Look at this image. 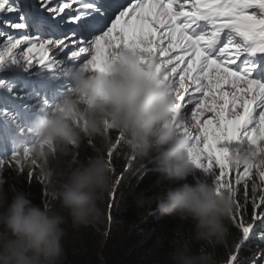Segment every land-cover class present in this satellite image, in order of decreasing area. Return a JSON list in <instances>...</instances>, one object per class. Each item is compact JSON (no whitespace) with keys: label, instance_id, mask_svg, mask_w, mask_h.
I'll list each match as a JSON object with an SVG mask.
<instances>
[{"label":"clouds","instance_id":"obj_1","mask_svg":"<svg viewBox=\"0 0 264 264\" xmlns=\"http://www.w3.org/2000/svg\"><path fill=\"white\" fill-rule=\"evenodd\" d=\"M141 61L138 50L122 48L107 58L103 73L84 66L63 73L70 82L67 93L40 111L28 129L34 140L29 148L31 163L39 164L48 200L37 206L28 193L9 192L0 179V264H62L63 226L68 219L75 229L103 221L100 205L115 185L106 158L115 150L113 131L119 133V144L131 159L150 162L152 170L168 182L152 196L141 198L139 205L154 204L159 217L192 226L188 238L177 230L164 264H222L209 249L227 239L234 193L218 192L211 178L197 177L189 156L191 129L182 131L164 70L156 62ZM86 139H98L100 147L85 163L75 159L73 150ZM260 151L256 155L255 149L240 146L230 164L241 169L264 165V145ZM55 159H62L63 167H53ZM189 177L193 183L187 182ZM188 239L200 245L196 251Z\"/></svg>","mask_w":264,"mask_h":264},{"label":"snow or ice","instance_id":"obj_2","mask_svg":"<svg viewBox=\"0 0 264 264\" xmlns=\"http://www.w3.org/2000/svg\"><path fill=\"white\" fill-rule=\"evenodd\" d=\"M39 9L52 15L45 16ZM5 13L17 14L15 21H4L5 27L31 29L32 33L16 37L0 32L6 37L0 51V72L13 66L28 72L34 62L52 72L60 62L50 56L49 47H66V41H78L81 46L69 59L88 53L87 45H93L95 53L82 66L103 73L110 55L122 48H134L142 54V63L156 62L163 68L164 79L177 101L182 131L195 127L199 132L195 136L189 133L194 167L211 177L218 192L226 189L234 196L235 189L224 180L233 170L239 173L238 183L250 179L255 171L264 184V165L241 169L230 164L236 148L247 146L261 155L264 145V0H104L100 5L95 0H62L55 6L51 0H40L33 10H22L14 0H0V14ZM114 13L108 21L111 26L95 35ZM63 24L76 27L64 30ZM22 45L27 47L17 54L14 50ZM14 87L0 81V89L7 93L15 95ZM188 105L192 106L190 115ZM49 107L52 104L43 99L40 111ZM206 112H212L213 117L201 121ZM0 116L11 118L12 114L4 109ZM29 148L23 149V157H30ZM19 155L12 152L13 159ZM6 163L0 159V167ZM214 164L218 174L212 171ZM258 187L254 183L252 192ZM262 204L264 195L260 203H254L253 221L264 223V211H255ZM235 207L239 205L235 203ZM232 219L236 221L233 214ZM236 226L242 231L239 247L249 239L254 225L241 221ZM234 261L236 257L230 256L226 264ZM258 264H264V256Z\"/></svg>","mask_w":264,"mask_h":264},{"label":"trees","instance_id":"obj_3","mask_svg":"<svg viewBox=\"0 0 264 264\" xmlns=\"http://www.w3.org/2000/svg\"><path fill=\"white\" fill-rule=\"evenodd\" d=\"M99 147L98 139L93 141L86 139L73 150V155L78 161L86 163L89 157L97 154L96 149ZM106 158L111 161L109 153L106 154ZM127 158H129L128 155ZM51 164L53 167L60 168L63 167V160L55 159L51 161ZM2 171H4L2 178L6 181L5 188L9 192L11 189H16L28 193L32 203L37 206H41L42 202L48 200L47 183L40 181L36 174L27 171L16 174L13 169L4 167ZM158 181H163V184H158ZM187 182L193 183V177H189ZM167 183L163 177L152 170L150 162L132 159L128 166L122 168L115 189L106 198L111 208V218L114 221L124 222L130 227L129 230L126 228L122 237L112 233L105 239L103 245L95 246L91 236H88L89 230L77 232L71 224L66 225L68 228L63 226L66 236L63 241L65 256L62 264H88V261L91 264H164L177 230L183 231L188 238L191 235L192 226L190 222L182 223L170 217H159L154 214V204L151 207H141L139 200L152 196L162 186H167ZM261 189V195H264V184ZM237 198L243 217L254 225L249 239L239 247L237 246L242 240V231L236 226L237 221L234 222L231 216L227 221L228 236L225 243L222 246L210 248L209 251L213 252L222 264H226L230 256L236 257L234 264H258L264 256V223L252 220L255 193L241 194ZM255 211L258 214L264 211V204ZM187 242L193 251L200 246L191 239ZM93 250H97L98 254H93ZM239 252L245 254L248 262L238 259Z\"/></svg>","mask_w":264,"mask_h":264},{"label":"rangeland","instance_id":"obj_4","mask_svg":"<svg viewBox=\"0 0 264 264\" xmlns=\"http://www.w3.org/2000/svg\"><path fill=\"white\" fill-rule=\"evenodd\" d=\"M14 2L18 4L22 10H33L36 4L40 2V0H14ZM56 2L59 4L60 2H62V0H51L52 5ZM39 11L41 12V14L49 16V14H46L47 12H45L43 9H39ZM249 11H254V9H250ZM16 16V13L0 14V32L11 34L16 37H19L22 34H29L28 31L31 29L13 30L5 27L4 21H15ZM111 19L113 18L111 17ZM63 25H61V28H64ZM105 25H107V27L111 26L110 22L108 21L105 22ZM95 35H99V31H97ZM88 38L91 39L92 37L90 36ZM5 43L6 37L0 36V51L3 50ZM74 43L75 42L66 41V47H49L50 56H54V58L60 62L57 69L52 72L41 69L39 64H36L35 62L33 67L28 72H25L22 68H19L17 66H13L11 70H5L3 72H0V81H5L15 86V95L7 93L6 90L0 89V111L7 109L12 114L11 118L0 116V151L3 152L4 155L6 154L3 157V159L7 162L5 167L13 169L16 174L20 173L21 171H27L29 173L37 174L38 178L41 181H45L40 173L39 164L33 165L31 163V155L28 158L23 157V148L21 146H31L34 142L33 138L29 134L28 129L31 127L33 120L40 112V108L42 107V100L47 99L49 103L54 104L55 102H58L60 99H62L63 96L67 93L68 88L70 87V82L64 78L63 73L70 67L72 69H76L82 66V64L86 60L91 59V56L95 53L94 46L87 45L89 47L88 53L79 55L77 58H75V60L69 59L72 56L73 51H78L80 47L75 46ZM26 47L27 45H22L20 48L14 51L19 54ZM172 55H175V53H173ZM42 82V87L38 89V84ZM191 110L192 106L188 105L186 111L189 113V115ZM212 117V112H206L201 116V121L210 119ZM191 131L194 136L199 135V132L195 127H193ZM7 134L11 135L4 136ZM110 134L115 142V150L111 152V161H108L110 162V165L112 166L114 172L113 179L115 181V185L112 189L113 191L115 189L122 168L124 166H128L132 159L130 157L127 158V153L122 149L121 145L119 144V133L113 131ZM13 151H17L20 153V155L16 159L12 158ZM17 160L19 161V163H17ZM201 162L205 165H207L208 163V161L203 158ZM212 171L218 174V166L214 164ZM0 172L1 177L4 174V171ZM200 174H202L204 177L211 178L209 175L204 174L201 170H198L197 177H199ZM238 176L239 173L233 170L227 173L224 177V180L229 182L236 191V195L234 197L235 203L239 205L237 203L238 195H244L252 192V186L254 183L259 186L257 188V191L255 192L254 201L255 203H260L261 190H263L261 189V187L263 186V184H261L257 175L255 174V171L253 172L250 179L246 178L239 180V183L237 182ZM112 191L110 194L105 196L104 200L100 205L104 213L103 221L101 223L95 226H89L87 228H74L77 232L85 231V229L89 230L88 236H91L93 245L95 246L103 245L105 239L112 233L118 234L122 237L124 235L123 232L126 230V228L127 230H129L130 228L124 222L114 221L111 218V208L110 205L106 202V198L112 194ZM240 206L241 205H239L238 208L234 207L233 212V215L236 216L237 223L242 221L245 224H250V221L243 217V211L242 208L240 209ZM64 215L67 216L66 213H64ZM68 224H71L70 219H68L64 227L68 228L66 226ZM92 253L98 254V251L93 250ZM237 257H239L238 259L241 261L247 260L248 262V259H246L245 254H242L241 252L237 254ZM243 263H245V261ZM88 264L91 263L88 261Z\"/></svg>","mask_w":264,"mask_h":264},{"label":"bare ground","instance_id":"obj_5","mask_svg":"<svg viewBox=\"0 0 264 264\" xmlns=\"http://www.w3.org/2000/svg\"><path fill=\"white\" fill-rule=\"evenodd\" d=\"M100 3L103 4L104 1H101ZM53 5H54V6H55V5H58V3L56 2V3H54ZM87 11H91V10H87ZM66 12H67V11H66ZM55 18L58 19V20L60 19L59 16H58V17H55ZM105 22H106V21H105ZM70 26L76 27L75 25L67 24V25H66V28H67V29H72L73 27H70ZM106 29H107V25H104V27L101 28V29L99 30V34H101L102 31H106ZM74 44H75V46H81V45L79 44L78 41L75 42ZM77 52H78V51H77ZM42 85H43V82L40 83V84H38L37 88H38V89L41 88ZM9 135H11V134H7V135H4V136H9ZM11 142H12V141H11ZM5 155H6V154H5ZM5 155H4L3 152L0 151V159H3V157H4ZM3 167H4L5 169H8V168H6L5 166H3ZM0 171H2V167H0ZM0 173H1V172H0ZM36 175H37V174H36ZM2 176H3V175H2ZM2 176L0 177V179H3ZM39 180H40V179H39ZM40 181H41V180H40Z\"/></svg>","mask_w":264,"mask_h":264}]
</instances>
